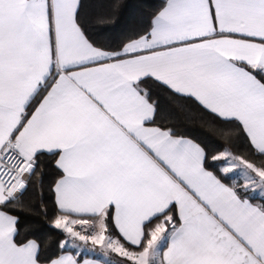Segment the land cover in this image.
<instances>
[{
    "label": "snow or ice",
    "instance_id": "6c2138e0",
    "mask_svg": "<svg viewBox=\"0 0 264 264\" xmlns=\"http://www.w3.org/2000/svg\"><path fill=\"white\" fill-rule=\"evenodd\" d=\"M80 6L0 0V264H40L15 212L44 152L62 172L54 227L73 241L133 264H264V203L240 191L264 193V0H164L115 51L88 38ZM149 78L234 123L259 163L225 150L223 175L209 171L200 144L156 126ZM234 169L240 188L222 182Z\"/></svg>",
    "mask_w": 264,
    "mask_h": 264
},
{
    "label": "trees",
    "instance_id": "16d2710c",
    "mask_svg": "<svg viewBox=\"0 0 264 264\" xmlns=\"http://www.w3.org/2000/svg\"><path fill=\"white\" fill-rule=\"evenodd\" d=\"M163 2L164 0H80L78 22L96 46L106 51H115L130 38L149 30L153 16ZM148 82L153 99L158 100L160 105L156 126L172 127L178 136L188 137L200 144L206 153L208 170L223 175L219 171L223 162L213 161L212 157L225 150L259 163L258 157L249 151L246 138L235 131L234 123L222 121L182 95H170L153 85L151 78ZM221 129L232 130L231 135H222ZM57 158L47 152L38 153L36 173L31 177L21 198L22 203L15 212L19 216L18 238L35 240L40 245V263H49L60 254L70 251L68 247H60L66 233L54 227V219L59 215V209L55 205L53 189L62 175L55 164ZM222 181L229 186H236L230 174ZM240 191L253 201L264 203L263 198L251 194L250 190L240 188ZM109 232L119 236L114 223H109ZM121 242L131 251L140 250L136 246L128 245L122 238ZM77 258L82 260L83 256L78 255Z\"/></svg>",
    "mask_w": 264,
    "mask_h": 264
},
{
    "label": "rangeland",
    "instance_id": "374dc122",
    "mask_svg": "<svg viewBox=\"0 0 264 264\" xmlns=\"http://www.w3.org/2000/svg\"><path fill=\"white\" fill-rule=\"evenodd\" d=\"M237 171L238 170L234 169L233 172H230L229 174L233 176L235 185L237 187H240L241 185L244 184V177L243 175H236L235 173ZM250 191H251V194L258 195L259 197L264 199V193H261L260 189L257 188V189L250 190ZM75 228L76 230H79L80 226L77 225L75 226ZM83 234H89V233H83ZM64 241H67V244L65 245V247L71 246L76 251V253H78L81 256H84L85 254H91L99 258L101 257L104 260L111 261V264H121V262H123V264H126V263L133 264L132 261H127L126 258L120 257L117 254L112 253L110 250L106 253L105 250L101 246L92 245L90 241L87 244H85L84 242L78 239L73 241L72 237H70L67 233H66V237L63 240V242Z\"/></svg>",
    "mask_w": 264,
    "mask_h": 264
},
{
    "label": "crops",
    "instance_id": "0c3cea01",
    "mask_svg": "<svg viewBox=\"0 0 264 264\" xmlns=\"http://www.w3.org/2000/svg\"><path fill=\"white\" fill-rule=\"evenodd\" d=\"M183 137V136H182ZM186 139H190L188 137H184ZM192 140V139H191ZM195 142V141H194ZM58 159V158H57ZM210 171V170H209ZM223 182V181H222ZM245 198H250L249 196H245ZM251 199V198H250ZM264 200V199H263ZM251 202L253 204H261V202H255L251 199ZM70 248V251H67V252H64L62 254H60L57 258H59L60 256L62 255H68V256H73L75 259H77V261L79 262V264H84V261L87 260V261H95L97 262V264H105V261L107 260H104L103 258H99L97 256H94V255H91V254H85L82 258V260H78L77 256L79 255L78 253H76V251L71 247V246H67ZM55 258V259H57ZM40 264H49V263H40Z\"/></svg>",
    "mask_w": 264,
    "mask_h": 264
}]
</instances>
